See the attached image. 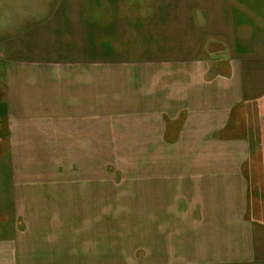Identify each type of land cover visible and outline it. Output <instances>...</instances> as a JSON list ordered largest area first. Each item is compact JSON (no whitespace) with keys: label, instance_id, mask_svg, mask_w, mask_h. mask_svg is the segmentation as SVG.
<instances>
[{"label":"crops","instance_id":"obj_1","mask_svg":"<svg viewBox=\"0 0 264 264\" xmlns=\"http://www.w3.org/2000/svg\"><path fill=\"white\" fill-rule=\"evenodd\" d=\"M87 1L104 7L103 22L108 1ZM32 2L0 0V26L12 18L0 39V159L11 165L0 170V264H264V0H155L137 18L147 24L118 32L124 86L96 73V38H106L89 4L62 0L48 17ZM127 83L132 97L118 92ZM111 89L119 103L134 99L119 122L134 128L137 154L113 177L94 168L112 120L99 127L97 114L113 113L97 111V94ZM118 197L134 201V219L120 217Z\"/></svg>","mask_w":264,"mask_h":264},{"label":"rangeland","instance_id":"obj_2","mask_svg":"<svg viewBox=\"0 0 264 264\" xmlns=\"http://www.w3.org/2000/svg\"><path fill=\"white\" fill-rule=\"evenodd\" d=\"M41 1L42 0H33V2L30 4V8H32V14L41 11L42 15H47L48 17H50L51 15L55 14L56 12H59L61 10V8L63 7V5H65V3L62 2V0H45V3L42 2L41 8H40L39 3ZM93 1L96 2V5H94V6L98 7V3L100 0H92L91 3H93ZM107 1L109 3V6L108 7L106 6V17H103V22H102V16H103V13L105 11L104 7L101 6V7L97 8V11L93 12L94 7L91 8L92 5L90 3H88V1L86 3H84V0H81V2H79V3H83L84 5H87V4L90 5L89 10L85 6H82V9L83 10L87 9V12L89 11V13H88L89 17L91 16V20L93 21L94 24H96V31L98 30V28H100L99 23L100 22L103 23V29L104 30H103V32H100V33L105 34L103 36V38L105 37L106 39L103 41L102 39L100 40V38L97 37L96 38V46L94 47V52H96V56H95L96 60L99 61V63L96 65V68H95L96 73L98 75H105L106 74V75L111 77L112 80H108L107 83H105L106 85H114V83H117V85L124 86L125 83L121 78V77H123V75L121 76V73L118 69L119 65L121 63H123V59H124V54H123V52H121V53L119 52V51H121L120 46L117 45L120 43V42L118 43V41H120L118 38H121L120 35L118 34V32L121 31V29H123L125 27V25H129V26H133V27L136 26L137 21H135V20L143 21L144 22L143 24H145L146 20H148V18H142V19H137V18H139L141 14L145 13L148 10V8H149L150 12L153 11L155 9L156 3H155V0H154V2L152 0H122V1L107 0ZM121 2H122V6H121ZM66 3L69 4L71 2H69V0H66ZM45 4H46V7H45ZM84 7H85V9H84ZM16 8H17V10L23 9V5H21L19 7L16 6ZM76 9H78V8H76ZM119 11L123 14L122 16H120ZM123 11H124V13H123ZM2 13H4V12H1V14ZM118 13H119V19L120 20H117ZM136 15H138V17ZM2 20H4V18H1V22H2ZM210 20L211 19L209 16H206V17L204 16L202 18L199 17V19H198L199 23L198 24L200 25V27H207L208 28L210 25L209 24ZM11 22H12V18L8 15V18L5 20V24L0 26V39L3 35L6 34V32L11 34L9 31V26H7V24H6V23L12 24ZM150 24L151 23H149V25ZM159 25L161 27L162 26H170V24H164V23H160ZM105 41H107V42H105ZM108 41H110L111 43ZM113 43H116V45H114ZM222 44L224 45V43L221 41V44L218 43L216 45L218 47H223ZM216 45L212 42L211 44H209L208 48L209 49L217 48ZM212 54H214V52H212ZM223 56H224V54L222 55V57ZM2 57H4V56L0 55V58H2ZM223 58L226 59L227 56H226V58L225 57H223ZM220 61H217V62H220ZM104 64H106L105 68H103ZM209 68H210V66H209ZM213 68H216V66H213ZM224 68L226 69L227 66H224ZM183 69L187 70V68H184V67H183ZM183 73H185V72H183ZM114 79H116V80H114ZM130 84L131 83H127V85H128L127 87L125 86L122 89H120V91H118L120 93V95L122 92V94H124L125 96L127 95L128 97H132V93H133L134 89L129 87ZM103 86H105V85H103ZM115 91H117V90L111 89L110 93H108V95L105 97V99H101V100H100L99 95L97 94V100H96L97 107H100V109H97V111L99 110L101 112L102 110L105 109V107H110L112 109L113 113H109L108 115H105L102 113L97 114V124L99 123V127H103V126L105 127V125H102V123L108 122V121H106V119H112V120H111L110 126H108L110 128V139L108 140L109 143L103 144L104 139L97 138V144L95 145L96 146L95 147L96 161H95L94 168L96 169L97 172L100 169L101 170L106 169V168L110 169L109 171H110L112 177L116 176L120 169H122V170L124 169L130 174L131 171L136 168V158H137L136 148H135L136 146L135 145L130 146L127 143V141L128 142L132 141L129 138V132L134 139V128L123 127V125L119 122V117L121 115H123L121 113V111L124 107V104L135 103V102L133 99L131 102H128V103H125L123 101L122 102L120 101V103H119L117 97H115V100L111 98L112 95H115V93H113ZM135 106H136V104L131 109L132 114H130V119L128 120V122H126V124H128L130 127L135 126V121H134V118L136 117V114H135L136 107ZM183 118H184V115L181 116L182 120H183ZM113 119L118 121L117 124L113 121ZM126 129H130L129 132H126ZM173 129H175V128H173ZM6 148H8V146L6 144V140H5V138H1L0 155L4 154V152L6 151ZM75 148H76V152H73L71 155L75 156V157H73V160L80 162V163H77L76 168L77 169L88 168V167H86L88 162L87 161H81V157H79L77 155V151H78L77 146L76 147H74L73 145L65 146L64 147V155L67 156V154L71 153ZM80 150H86V147L81 146ZM83 154H84V152H83ZM6 157H7V154H6ZM105 157H109V158H105ZM2 159H0V170H11L9 158L4 159L5 162H2ZM54 160H55V158L53 160H47L50 166L54 164V162H53ZM63 162H64V168H65V165H68V164L66 161H63ZM63 162L60 164H63ZM69 165H70V163H69ZM69 165H68V167L70 169ZM97 175H99V174H97ZM263 186H264V184H263ZM111 189H112V193H113L112 196L113 197L116 195V193L118 191L121 192V190L117 189L116 185L111 187ZM132 197H133V195L132 196L131 195L125 196V198H132ZM260 197L264 198V192L263 191L260 194ZM125 198L121 197L119 199V197H118L119 201L122 203L121 206L123 208L127 207L126 210H122L120 212V215H121L120 217L128 218V219H134V218H130V217H134V213H131V212H134L132 210V209H134V205H135L134 201L129 204V203H127V199H125ZM257 204H259V203L257 202ZM258 206H260V205H258ZM125 214H127V215H125ZM258 215L260 217L264 218V210L259 212ZM130 224L131 223H129L127 225V228L129 227ZM112 228H114V227H112ZM129 228L130 229L134 228V226L129 227ZM123 229H126V227H124ZM131 230H133V229H131ZM131 230H129V234H134ZM128 260L130 261L131 258H128ZM135 260L138 262V264H153L150 256L140 258V259L135 258ZM132 263H134V262L132 261ZM132 263H129L126 261V264H132ZM122 264H125V263H122Z\"/></svg>","mask_w":264,"mask_h":264},{"label":"trees","instance_id":"obj_3","mask_svg":"<svg viewBox=\"0 0 264 264\" xmlns=\"http://www.w3.org/2000/svg\"><path fill=\"white\" fill-rule=\"evenodd\" d=\"M257 122H261V121H257ZM180 121H178V122H175V124L173 125V128H175V130L180 126Z\"/></svg>","mask_w":264,"mask_h":264}]
</instances>
